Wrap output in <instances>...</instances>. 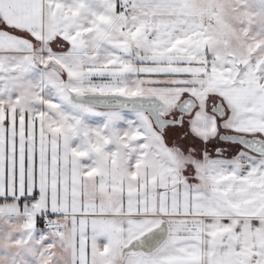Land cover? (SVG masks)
<instances>
[{"label": "snow or ice", "instance_id": "obj_1", "mask_svg": "<svg viewBox=\"0 0 264 264\" xmlns=\"http://www.w3.org/2000/svg\"><path fill=\"white\" fill-rule=\"evenodd\" d=\"M0 264H264V0H0Z\"/></svg>", "mask_w": 264, "mask_h": 264}]
</instances>
